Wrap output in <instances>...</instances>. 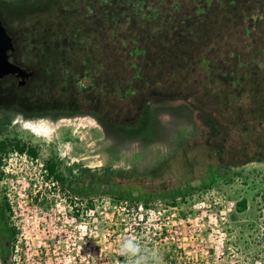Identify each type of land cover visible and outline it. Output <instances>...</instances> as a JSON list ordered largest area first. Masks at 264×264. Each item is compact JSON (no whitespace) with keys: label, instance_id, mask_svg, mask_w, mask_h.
<instances>
[{"label":"rangeland","instance_id":"374dc122","mask_svg":"<svg viewBox=\"0 0 264 264\" xmlns=\"http://www.w3.org/2000/svg\"><path fill=\"white\" fill-rule=\"evenodd\" d=\"M17 85L0 82V139H20L37 155L0 151V206L17 231L13 243L0 242V264H264V162L231 167L229 178L219 169L201 187L218 161V133L187 103L152 101L148 122L137 119L129 132L83 112H42L61 109L55 98L28 113ZM49 160L74 187L107 173L133 188L186 191L177 200L155 195L147 208L103 192L60 194L44 179Z\"/></svg>","mask_w":264,"mask_h":264},{"label":"trees","instance_id":"16d2710c","mask_svg":"<svg viewBox=\"0 0 264 264\" xmlns=\"http://www.w3.org/2000/svg\"><path fill=\"white\" fill-rule=\"evenodd\" d=\"M1 4L0 17L13 37L11 58L33 72L14 89L26 112L35 113L55 98L61 109L41 111L83 112L131 132L137 119L138 125L148 122L150 102L181 100L218 133L212 147L218 161L208 165V180L201 187L210 186L219 169L221 178H229L231 167L264 162V0ZM9 150L36 159V149L20 139H0L1 153ZM43 170L44 179L52 180L60 194L103 192L113 203L136 207L147 208L155 195L177 200L186 191L180 184L133 188L107 173H92L89 185L74 187L55 161H46ZM246 205L242 199L237 209ZM3 208L0 242L13 243L17 231L6 225Z\"/></svg>","mask_w":264,"mask_h":264},{"label":"water","instance_id":"95a60500","mask_svg":"<svg viewBox=\"0 0 264 264\" xmlns=\"http://www.w3.org/2000/svg\"><path fill=\"white\" fill-rule=\"evenodd\" d=\"M13 50V37L6 30L0 17V78L12 74L19 79L18 85H21L33 74V72L10 59V53Z\"/></svg>","mask_w":264,"mask_h":264},{"label":"flooded vegetation","instance_id":"af4514ba","mask_svg":"<svg viewBox=\"0 0 264 264\" xmlns=\"http://www.w3.org/2000/svg\"><path fill=\"white\" fill-rule=\"evenodd\" d=\"M12 52V51H11ZM10 59L13 61V59L11 58V53H10ZM14 62V61H13ZM16 63V62H15ZM18 64V63H17ZM21 66V65H20ZM10 80V79H13V80H15V82H17L18 83V81H19V79L16 77V76H14V75H12V74H9V75H6V76H4L3 78H0V82L1 81H4V80ZM27 80V79H26ZM34 114H40V113H34Z\"/></svg>","mask_w":264,"mask_h":264},{"label":"clouds","instance_id":"9594fccd","mask_svg":"<svg viewBox=\"0 0 264 264\" xmlns=\"http://www.w3.org/2000/svg\"><path fill=\"white\" fill-rule=\"evenodd\" d=\"M126 248L131 247V245H125Z\"/></svg>","mask_w":264,"mask_h":264}]
</instances>
